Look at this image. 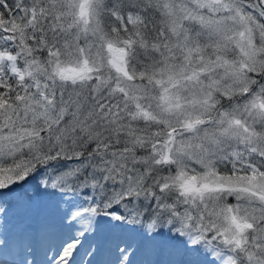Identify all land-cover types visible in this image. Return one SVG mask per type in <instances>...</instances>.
I'll use <instances>...</instances> for the list:
<instances>
[{
    "label": "snow or ice",
    "instance_id": "1",
    "mask_svg": "<svg viewBox=\"0 0 264 264\" xmlns=\"http://www.w3.org/2000/svg\"><path fill=\"white\" fill-rule=\"evenodd\" d=\"M0 215V264H264V0H0Z\"/></svg>",
    "mask_w": 264,
    "mask_h": 264
},
{
    "label": "rangeland",
    "instance_id": "2",
    "mask_svg": "<svg viewBox=\"0 0 264 264\" xmlns=\"http://www.w3.org/2000/svg\"><path fill=\"white\" fill-rule=\"evenodd\" d=\"M9 204H10V201H9ZM16 213H17V209L9 206V220H10L11 224L16 223ZM3 224H4V217L2 215H0V226H2ZM2 231H3V228L0 227V232H2Z\"/></svg>",
    "mask_w": 264,
    "mask_h": 264
}]
</instances>
